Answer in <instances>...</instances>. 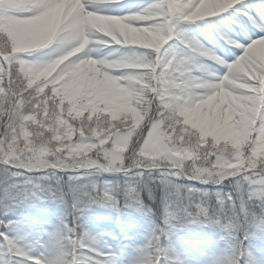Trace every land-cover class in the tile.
Instances as JSON below:
<instances>
[{"label":"snow or ice","instance_id":"snow-or-ice-1","mask_svg":"<svg viewBox=\"0 0 264 264\" xmlns=\"http://www.w3.org/2000/svg\"><path fill=\"white\" fill-rule=\"evenodd\" d=\"M123 3L0 0V264H115V249L100 244L105 238L131 249L128 264H183L169 234L189 225L219 233V248L205 264H258L245 242L264 226V198L256 192L264 185V171L243 158L222 163L208 142L224 131L228 100L247 95L264 103L258 73L246 72L240 81L248 85L244 91L224 85L243 61L260 58L255 44L264 38V2L226 0L228 6L198 20L185 8L194 10L201 0H147L113 14ZM90 16L155 37L149 46L105 37L110 58L121 62L118 75L140 92L126 86L119 95L121 108L136 112L132 129L118 122L97 128L93 104L109 99L101 85L85 82L61 91L38 87L27 76L26 66L55 60L78 45L88 35ZM79 59L66 63L75 67ZM185 79L199 85L188 104L172 87ZM173 95H181L179 110ZM82 99L91 112L87 123ZM120 137L126 139L123 147ZM193 139L196 148L188 146ZM252 150L248 144L244 157ZM72 153L86 154V162L68 165ZM45 202L65 208L46 230L14 218L16 208ZM91 205L117 215L131 209L154 226L135 247L127 238L93 234L78 222Z\"/></svg>","mask_w":264,"mask_h":264},{"label":"clouds","instance_id":"clouds-1","mask_svg":"<svg viewBox=\"0 0 264 264\" xmlns=\"http://www.w3.org/2000/svg\"><path fill=\"white\" fill-rule=\"evenodd\" d=\"M222 6H228L226 0H201L200 5L194 10L192 7H187L185 12H192L191 19L198 20L209 12L217 13ZM25 7L26 4L21 5L22 10ZM88 24V35L78 45L70 51L63 52L55 60H40L26 66L27 76L38 87L43 85L45 89L56 88L61 91L63 90L62 86L75 88L85 82L101 85L104 89V95L109 99L108 102L101 101L93 104L97 109L94 120L97 128L102 129L118 122L122 129L125 126L132 129L136 122V112L122 109L119 95L126 86H130L135 95H140V92L134 89L132 82L128 81L125 76L118 75L122 72L121 62L119 59L110 58V54L106 51L109 45L105 37L117 43L141 42L144 46L154 44L155 37L153 33L149 32L116 29L106 19L95 16L88 18ZM255 50L260 58L250 57L243 61L240 66L232 71L230 79L225 81L224 85L226 88L233 89L234 92L244 91L248 89V85L240 83V81L246 72L258 73L260 77L258 94L264 97V38L256 42ZM73 57H81V59L73 62L75 67L73 64L66 63V61H72ZM92 57H98V59H92ZM113 81L116 83L114 84ZM198 86V83L193 79H185L179 85H172L176 91L183 94V104L191 103L194 89ZM87 99L91 100L92 97ZM180 100L181 95L171 97L173 105L178 110L183 106L178 103ZM80 107L83 110L82 115L83 112L89 113L83 118V122L87 123L91 117V112L84 99L80 101ZM139 107L141 105H137V108ZM262 107H264V103H259L247 95H240L236 101L228 100L223 105L222 115L226 111L228 117L224 131L215 140L208 142V149L214 151L222 163L231 160L242 162L243 158L247 159L249 166L257 165L264 171V113L261 112ZM178 116L179 111H177V118ZM253 132H255L254 140L252 139ZM118 143L123 147L126 144V139L120 137ZM197 144L198 142L193 139L188 146L196 148ZM248 144L253 145V150L245 158L244 149ZM86 160V154L72 153L65 160V163L74 165L84 163ZM145 163L150 164L152 161H145ZM256 192L260 198H264V185L259 186Z\"/></svg>","mask_w":264,"mask_h":264},{"label":"rangeland","instance_id":"rangeland-1","mask_svg":"<svg viewBox=\"0 0 264 264\" xmlns=\"http://www.w3.org/2000/svg\"><path fill=\"white\" fill-rule=\"evenodd\" d=\"M147 0H124V3L121 5L116 6L114 9H112V13H118V14H126L130 9L134 10V6H142L144 3H146ZM253 3H257V0H252ZM259 2H264V0H259ZM200 23V26L203 27L202 22ZM195 27V26H193ZM42 204H51L54 206H58L62 209V212L65 211V208L55 202H45ZM97 208H100L96 205H91L88 208L84 209L79 216V223L84 225L86 230L92 232L93 234L98 232H104L109 233L112 236H115L112 232H109L108 230H102L99 228H92L89 224L88 219L92 217L91 213H93L94 210ZM17 209H32V208H16L15 209V219L19 220L24 225L32 226L37 231H43L46 230L49 226V224H54L56 222V217L54 216L53 219L49 223H45L43 225H35L30 224L24 218L20 217L17 214ZM102 209V212H111L114 214H117L116 212L106 209V208H100ZM101 216V215H98ZM119 220L122 222L121 231L119 235L115 236L120 240H123L127 238L128 243H130L133 247L139 246L143 243L141 239V233L147 230H151V228L154 226L151 220L133 212L131 209H121V212L119 215ZM131 222L133 230L126 228V225ZM135 224L133 225V223ZM254 232V238L246 241L247 248L249 252L251 253L252 257L258 262V264H264V226H261L259 229L252 230ZM185 236H192L197 238H205L210 240L211 244H207L204 246H198L197 244L192 243H182L180 245L179 242H182ZM43 238V237H42ZM169 241L172 244L173 249L175 250V253L179 257V259L183 262V264H205L208 257L213 254V252L217 251L219 248V233L216 229L213 228H200L194 225H189L184 228H177L176 230L172 231L169 234ZM101 246H109L113 247L115 249L116 253V259L115 264H128V261L131 257V249L130 248H121L114 244V241L110 238H105V240L100 242Z\"/></svg>","mask_w":264,"mask_h":264},{"label":"trees","instance_id":"trees-1","mask_svg":"<svg viewBox=\"0 0 264 264\" xmlns=\"http://www.w3.org/2000/svg\"><path fill=\"white\" fill-rule=\"evenodd\" d=\"M62 213V209L58 206H54L51 204H40L35 208L32 209H17V214L24 218L27 222L30 224H35V225H43L45 223H49L54 216H57L58 214ZM92 217L88 219L89 224L92 228L96 229H102V230H108L109 232H112L115 236L119 235L121 231V225L122 222L119 220V217L117 214H114L111 212H102V209L97 208L96 210L91 213ZM101 215V216H98ZM128 223V222H126ZM129 222L126 225V228L132 229V224ZM135 222L133 223V225ZM192 243V244H197L198 246H206L207 244H211L210 240L205 239V238H197V237H192V236H185L182 242H179L180 245L182 243ZM245 246L246 242H245Z\"/></svg>","mask_w":264,"mask_h":264},{"label":"bare ground","instance_id":"bare-ground-1","mask_svg":"<svg viewBox=\"0 0 264 264\" xmlns=\"http://www.w3.org/2000/svg\"><path fill=\"white\" fill-rule=\"evenodd\" d=\"M113 14H117V15H123V14H118V13H113Z\"/></svg>","mask_w":264,"mask_h":264}]
</instances>
